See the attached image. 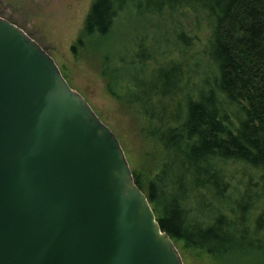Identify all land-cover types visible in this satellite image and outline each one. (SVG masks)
<instances>
[{"label":"trees","instance_id":"obj_1","mask_svg":"<svg viewBox=\"0 0 264 264\" xmlns=\"http://www.w3.org/2000/svg\"><path fill=\"white\" fill-rule=\"evenodd\" d=\"M132 10L142 32L103 54ZM70 50L98 56L154 145L148 175H131L173 245L264 264V0H92Z\"/></svg>","mask_w":264,"mask_h":264},{"label":"water","instance_id":"obj_2","mask_svg":"<svg viewBox=\"0 0 264 264\" xmlns=\"http://www.w3.org/2000/svg\"><path fill=\"white\" fill-rule=\"evenodd\" d=\"M0 264H182L113 134L3 19Z\"/></svg>","mask_w":264,"mask_h":264},{"label":"rangeland","instance_id":"obj_3","mask_svg":"<svg viewBox=\"0 0 264 264\" xmlns=\"http://www.w3.org/2000/svg\"><path fill=\"white\" fill-rule=\"evenodd\" d=\"M91 2L92 0H0V19L19 28L52 59L69 88L85 101L93 114L113 134L130 173L146 177L157 159L153 153L154 145H151L140 131L139 118L131 108L106 93L105 83L97 67L99 58L96 54L87 50L79 52L75 57L70 50ZM145 20L134 10L123 15L112 40L101 46V52L107 54L112 49L119 53L122 48H127L130 41L142 32L145 22L148 21ZM158 24L165 25L161 21ZM197 35L199 38L203 37L200 32ZM167 38L169 43L166 47L169 48L168 45L174 44V41L171 35ZM156 40L163 41L159 36H156ZM126 54V49L120 53L122 56ZM198 65V70L202 71L203 63L200 60ZM126 68V71L131 73L127 66ZM138 69L134 68L132 72ZM201 80L200 75L198 83H195L196 87ZM241 169L244 173L252 174L246 166H241ZM206 200H209V197H206ZM174 247L182 264H249L240 255L232 256V259L212 260L201 251L182 249L179 243H174Z\"/></svg>","mask_w":264,"mask_h":264}]
</instances>
